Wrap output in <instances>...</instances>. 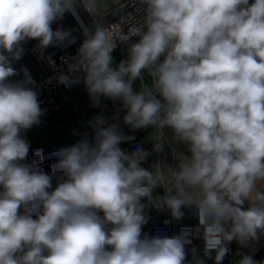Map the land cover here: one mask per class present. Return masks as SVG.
Here are the masks:
<instances>
[{"label": "clouds", "instance_id": "obj_1", "mask_svg": "<svg viewBox=\"0 0 264 264\" xmlns=\"http://www.w3.org/2000/svg\"><path fill=\"white\" fill-rule=\"evenodd\" d=\"M139 4L141 20L114 38L97 0H0V264H223L231 242L254 248L264 236V0ZM81 10L92 23H81L84 39L54 79L69 88L83 82L93 106L119 101L125 125L157 133L152 152L123 150L134 137L119 116L109 123L98 115L91 140L85 134L47 157L35 149L29 163L23 134L45 110L27 67L13 65L36 40L34 51L55 68L45 50L76 37L52 25ZM118 45L127 58L113 67ZM145 74L152 85L134 90ZM165 128L190 155L170 170L174 191L153 197L163 173L142 165L164 150ZM45 159H54L49 172ZM149 207L175 220L194 210L203 249L186 248L191 230L144 232ZM238 254L234 264H264Z\"/></svg>", "mask_w": 264, "mask_h": 264}, {"label": "crops", "instance_id": "obj_2", "mask_svg": "<svg viewBox=\"0 0 264 264\" xmlns=\"http://www.w3.org/2000/svg\"><path fill=\"white\" fill-rule=\"evenodd\" d=\"M131 0H97L99 8V21L103 24L105 22L114 20L118 14L123 10L124 6ZM251 3V2H250ZM81 23L90 25L91 18L83 10L79 13V18L66 13L62 20L52 25L55 30L57 27H62L67 30H73L74 37L80 40L84 39L82 35ZM37 45L36 40H32L23 45L25 53L20 60L29 70L35 74L39 79H43L49 73V66L45 59L40 58V54L34 51ZM57 47H49L45 50L44 56L48 52ZM126 56V46L122 48L115 57H113V67L121 61V58ZM19 72L18 62L13 65ZM18 76L12 77L13 80H18ZM152 79L145 74L143 79H138L134 82V90H140L143 86H151ZM121 108L119 101L101 97L99 106H93V102L85 89L83 82L73 85L71 91H59L54 94L49 104L42 109L45 110V115L41 117V123L33 126L30 129V143L33 145L55 146L65 143L76 142L81 139V136H93V130L89 127V121L95 116L103 115L108 119L109 123H113V117L119 116V126L123 133L133 134L144 140L145 150L152 152V141L157 135L155 130L140 129L132 130L123 123V116L125 111L121 110L117 113V109ZM161 140L164 144V150L161 153H152L148 156L147 161L142 165L155 171L159 167L163 173V179L160 185L154 190L153 197L163 196L166 192L174 191L173 185L169 182V175L171 169H178L182 156H188L187 146L176 139L171 129L165 128L163 130V137ZM121 148L125 151L131 152L129 146L123 145ZM260 190L264 192V182L258 185ZM147 203V201H142ZM184 217L177 220L179 223L186 224L195 221L194 210L184 209ZM147 214L150 216L149 222L144 226L143 231L151 235L152 226L156 223L162 222L166 217V211H158L154 207H149ZM234 249V262L240 259L238 253L250 254L256 261H264V236H261L258 242H254V248H242L237 242H231ZM190 258V257H189ZM207 264H213L212 260H208Z\"/></svg>", "mask_w": 264, "mask_h": 264}, {"label": "built area", "instance_id": "obj_3", "mask_svg": "<svg viewBox=\"0 0 264 264\" xmlns=\"http://www.w3.org/2000/svg\"><path fill=\"white\" fill-rule=\"evenodd\" d=\"M252 2V0H250ZM139 0H131L128 2L123 10L118 14L117 18L108 22L103 23L106 27L109 28V30L113 33L114 38L118 36V34L121 32H127L128 28L136 23H138L141 20V16L139 15V9H140ZM134 40L136 38H133ZM83 40H80L79 38H76V43L66 47L61 48L57 47L56 49L48 52L47 56H50L52 60L55 61V68L52 66H49L50 73L44 77L43 79H39L35 76L34 73H32L29 68L20 60L17 61L19 65V70L21 67H27L29 70L31 76L33 77L35 81V90L39 94V100L41 102V107L43 108L49 102L51 101L52 97L56 92L65 90V91H71L73 89V86L65 87L62 84H59L54 77L58 75L59 70L63 69L65 72L67 71V65L61 60V58H65L69 61H71V58L76 55V50L80 46ZM126 45H118V47L113 51L112 56L115 57L119 52L122 51V48ZM127 56H123L121 60L126 59ZM23 74L21 73L18 77V79H22ZM13 79V78H11ZM129 136H133L134 139L131 141L123 142L120 144V147L123 145L129 146L130 150H134L137 146H142L143 149H145V143L144 140L138 136H135L133 134H127ZM23 137L27 140V142L30 144V150L27 157V162L31 163L33 160H38V157L33 155V152L35 149H43L44 155L47 157L50 153H52L54 150H58L63 147L71 146L75 144L76 142L71 143H65L55 146H42V145H33L30 143V129L27 130ZM84 137V134L81 136V139ZM89 140H91V137H89ZM80 139V140H81ZM54 162V159H45L41 167L46 171H50V165ZM53 186L55 187V180L53 182ZM199 221L197 216L195 215V221L192 223H186L182 224L179 223L177 220L171 218L170 213L166 211V217L162 222L156 223L152 226L151 229V235L155 236L157 234L160 235H167L172 236L174 234H179L182 229L191 230L194 232V235L192 237V244L186 246L187 249H190L191 247H196L198 250H202L204 247V241L199 238L198 232H196L195 228L197 227ZM230 252L225 257L223 264H234V249L233 246L229 245Z\"/></svg>", "mask_w": 264, "mask_h": 264}]
</instances>
